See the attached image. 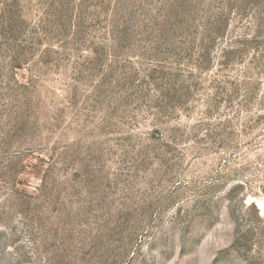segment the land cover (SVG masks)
Wrapping results in <instances>:
<instances>
[{
    "label": "rangeland",
    "instance_id": "rangeland-1",
    "mask_svg": "<svg viewBox=\"0 0 264 264\" xmlns=\"http://www.w3.org/2000/svg\"><path fill=\"white\" fill-rule=\"evenodd\" d=\"M0 264H264V0H0Z\"/></svg>",
    "mask_w": 264,
    "mask_h": 264
}]
</instances>
